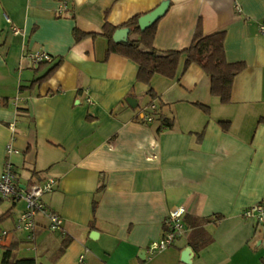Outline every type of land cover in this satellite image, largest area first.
Returning <instances> with one entry per match:
<instances>
[{
  "label": "crops",
  "instance_id": "0c3cea01",
  "mask_svg": "<svg viewBox=\"0 0 264 264\" xmlns=\"http://www.w3.org/2000/svg\"><path fill=\"white\" fill-rule=\"evenodd\" d=\"M164 2L160 50L189 47L199 23L225 32L226 59L245 65L230 102L185 55L174 78L155 74L151 85L132 58L107 56L106 20L121 25ZM262 26L264 0H0V174L10 161L21 187L57 178L43 199L65 220L51 231L40 216L31 240L15 229L25 202L0 196V231H11L3 252L37 264H264V225L243 215L264 199ZM76 29L99 35L76 40ZM38 50L52 60L36 67L29 52ZM181 203L186 234L151 255Z\"/></svg>",
  "mask_w": 264,
  "mask_h": 264
},
{
  "label": "trees",
  "instance_id": "16d2710c",
  "mask_svg": "<svg viewBox=\"0 0 264 264\" xmlns=\"http://www.w3.org/2000/svg\"><path fill=\"white\" fill-rule=\"evenodd\" d=\"M106 13H109L108 9ZM145 14H136L125 23L117 26L106 20L101 35L105 36L109 42L107 56L112 53H120L132 58L139 65L138 80L151 85L152 78L155 74L174 78L180 61L185 55L186 67L192 63L200 65L211 78L212 94L219 96L223 103L230 102L234 79L244 69L245 65L243 62H229L226 59L224 47L225 32L218 31L212 34H205L199 23L189 47L184 49L160 50L154 45V39L157 32V22L163 15L155 23L143 30L139 20ZM119 29L124 30L126 33L125 39L122 41H116L114 39V34ZM132 34L138 35V38L131 39L130 36ZM87 35L95 36L99 34L85 33L78 31V29L75 30L76 40ZM59 64L60 62L56 63L51 68V71L56 69ZM43 78L37 79L36 82H40ZM148 93H154L153 89L150 88ZM196 104L209 112L208 105ZM161 119L167 127L173 126V122L167 118L161 117ZM228 124V122L222 121V125L225 128H228ZM2 264L37 263L36 259L32 257L15 259L13 258L12 248H7L3 252Z\"/></svg>",
  "mask_w": 264,
  "mask_h": 264
},
{
  "label": "built area",
  "instance_id": "2783aa9c",
  "mask_svg": "<svg viewBox=\"0 0 264 264\" xmlns=\"http://www.w3.org/2000/svg\"><path fill=\"white\" fill-rule=\"evenodd\" d=\"M237 10L241 11L239 4H236ZM11 22V20H9ZM264 31V26L261 27ZM13 31L15 33L19 32V29L14 26ZM29 58L32 63L38 67L41 63L51 61L52 56L46 51H30ZM89 103H93L91 96L87 97ZM158 107L155 104H151L147 112H143L142 119L147 122H152L154 117V111ZM11 128L15 129V124H10ZM17 151L13 144L8 145V153ZM57 178L47 177L45 180L40 182H33L28 186L21 187L16 182V174L14 171V166L10 161L5 163L4 171L0 174V196L5 199L18 202L23 200L25 202V209L20 214L15 224L16 230H23L27 232L29 239H34L36 234V229L39 225L38 218L40 216L45 217L48 220V228L51 231H64L65 220L62 215L57 211L51 209L45 203L43 197L46 193L51 192L57 185ZM187 212L186 203H181L170 209L168 217L165 221L166 230L164 235L153 242L150 243L147 252L151 255L163 251L171 247L176 240L185 235L187 232V226L184 222V215ZM245 218L253 219L258 224L264 225V199L257 202L256 204L246 208L243 212ZM11 235V231L8 229H3L0 231V255L3 254L4 246H6V241ZM84 255H81L80 261L83 262Z\"/></svg>",
  "mask_w": 264,
  "mask_h": 264
},
{
  "label": "water",
  "instance_id": "95a60500",
  "mask_svg": "<svg viewBox=\"0 0 264 264\" xmlns=\"http://www.w3.org/2000/svg\"><path fill=\"white\" fill-rule=\"evenodd\" d=\"M166 9H167V5L164 2L160 6L153 9L152 11L143 15L139 20L141 28L144 30V29L148 28L149 26H151L153 23H155L162 15L165 14ZM125 36H126L125 31L122 29H119L115 32L114 39L116 41H122L125 39ZM191 250L192 249L190 247H188L183 251L182 260L184 262H190L189 256L191 255Z\"/></svg>",
  "mask_w": 264,
  "mask_h": 264
}]
</instances>
